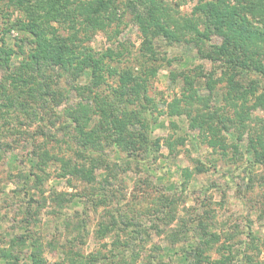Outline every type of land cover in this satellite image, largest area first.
Masks as SVG:
<instances>
[{"label": "rangeland", "instance_id": "374dc122", "mask_svg": "<svg viewBox=\"0 0 264 264\" xmlns=\"http://www.w3.org/2000/svg\"><path fill=\"white\" fill-rule=\"evenodd\" d=\"M69 1V8L77 2ZM162 1L178 22V37L146 40L126 0H116L119 19H113L106 31H90V39H84L96 54H109L96 93L117 108L116 115L123 109L116 107L117 96L125 90L122 82L132 76L144 80V89L137 95L125 93L121 104L136 118L123 130H146V150L140 147L142 151L130 155L125 151L132 148L130 142L131 147L109 143L100 160L103 167L94 169L92 184L61 176L58 159H42L47 161L42 170L34 167L42 161L40 152L77 161L69 113L80 104L95 105V94L81 89L89 83L87 75L75 78L47 68L44 79L51 82L56 98L46 96L48 103L43 106L29 102L27 109L0 110V254L9 251L19 256V263L32 264L23 260L26 246L12 245L13 239L27 232L40 244L44 264L57 263L67 250L83 256L107 254L98 264H118L121 254L126 260L137 256L134 264L158 259L185 264L179 249L204 234L209 242L200 264H224V258H228L225 264H264V163L254 159L252 149L245 151L250 137L264 134V108L257 102L264 76L251 72L239 76L233 87L228 85L225 65L209 55L221 37L212 34L202 52L193 32L181 30V23L194 17L198 1ZM16 19L28 21L23 9L10 0L1 1L0 45L3 39L14 52L9 67L0 68V85L12 98L16 94L8 90L9 74L28 60L35 44L30 33L6 31ZM80 21L75 25L79 27ZM43 25L62 37L74 30L68 29L67 21L51 18ZM237 83L242 85V95L250 92L244 118L240 114L246 108L236 96ZM77 85L80 88L75 89ZM91 117L94 123L96 115ZM238 134L241 141L236 140ZM236 143L241 156L235 152ZM112 220L121 231L108 230L103 236L102 223ZM211 235L216 239L210 240ZM0 264H6L2 256Z\"/></svg>", "mask_w": 264, "mask_h": 264}, {"label": "trees", "instance_id": "16d2710c", "mask_svg": "<svg viewBox=\"0 0 264 264\" xmlns=\"http://www.w3.org/2000/svg\"><path fill=\"white\" fill-rule=\"evenodd\" d=\"M10 1L15 8L23 9L28 21L16 19L13 24L7 26L6 31L15 28L30 33L35 44L29 52L28 60L22 62L16 73L9 74L8 80L11 83L8 87L11 88L8 90L16 96L14 98L10 97L4 85H0V101L3 100V102H0L2 104L0 110H4L8 106L16 107L18 110L27 109L29 108V102L43 106L48 103L46 96L56 98L51 82H46L44 79L49 71L47 68L72 73L75 78L87 75L89 83L82 86L81 89H86L87 92L95 94V105H91V103L80 104L79 108H75L69 113L71 119L68 126L73 127L74 138H76L78 147L77 161L63 157H52V154L47 152H40V159H58L61 165V176H75L83 182L92 184L95 182L94 169L103 167V162L101 163L100 160L103 157L104 147L109 143L120 147H131L127 144V142H130L132 148L125 150L130 155L142 151L139 150L140 147L146 150L148 148L146 130H123V128H127V124L134 122L136 118L133 117V113L126 110L127 105L121 104L125 103L123 97V95H126L125 93L137 95L141 87L144 89V80L133 76L132 78L126 77L127 80L122 82L125 90L117 96L119 102L117 101L116 104V107L121 106L123 109L120 115H116L114 111L117 108H111L106 99L96 93V88L104 81L105 72L108 69L105 60L109 54L106 52L96 54L88 44L84 43V39L86 41L90 39V31H106L113 19H119L120 14L115 11L116 0H77L71 8H69L71 5L69 0H44L45 4L37 2L34 4L30 0ZM197 1L193 8L194 17L184 20L183 24L181 23V30L183 32H193L195 45L202 52L204 47L208 46L207 43L212 34L221 37V43L211 46L209 55L213 60L218 59L225 65L224 74L228 85L233 87L239 76L243 77L251 72L260 75L259 78L264 76V0ZM126 4L134 14V20L141 27L140 29L144 32L146 40H151V38L159 35L168 39L178 37V22L162 0H126ZM50 18L63 23L67 21L68 29L74 30L66 37L56 36L54 35V28L47 29L43 25V22L48 21ZM77 19L81 20L79 27L75 25L78 23ZM1 41L0 68H8L10 64L9 57L14 50L6 46L3 39ZM148 49L153 53L151 45ZM130 79L134 80L133 83H130ZM78 87L80 88L79 85L74 86L75 89ZM237 87L238 94L236 96L242 98V105L246 108V112L242 110L240 114V117L244 118L248 115L249 106L246 103L250 92H245L242 95V92L239 91L242 85L237 83ZM237 97L234 98L237 99ZM57 101H55L56 104L59 103V100ZM257 102L264 108V87L263 92L257 98ZM91 113L96 115L94 123H91L93 119ZM117 135L120 137H117ZM210 135L213 138L214 135L212 133ZM125 136L126 138H124ZM236 140L241 141L242 134H238ZM135 143H138L137 146H135ZM211 143L214 145V141H211ZM238 147V143H236L234 145L235 152L237 156H241L242 152ZM251 149L255 153L254 159L264 163V151H261V149H264V134L257 139H251L250 137L245 151L249 152ZM256 149H260V151ZM46 163L47 161L43 160L36 161L34 167L42 170ZM24 176L26 178L25 174ZM34 176L36 179L39 178L38 173H35ZM106 183H109L107 179ZM98 200L104 203L103 199L99 198ZM136 226L139 227L138 233L140 234L142 228L138 224ZM185 226L182 227L184 231L187 230ZM201 229H204L203 225ZM108 230L119 234L118 231H121V228H119L116 220H112L111 223H102L100 227L103 236L108 233ZM204 236L202 234V236L196 237L192 243L190 242L189 246H182L179 249L178 255L182 257L185 264H200L201 260L204 261L202 256L203 247L209 242V237L205 238ZM134 237L136 236H131L130 239H134ZM211 237L210 240L216 239L215 235H211ZM34 239L25 232L13 239L12 245L27 247V253L23 255V260H30L32 264H44L45 260L41 257L40 244ZM117 240L119 239H115L113 242H117ZM117 245L119 244L117 243ZM63 253V257L55 264H98L99 261L108 258L107 254L102 253L88 256L73 253L69 250L63 251ZM116 254L119 255V253ZM116 254L111 253L113 256ZM0 256L6 260V264H26V262L19 263V256L17 254L13 255L9 251L3 252ZM120 258L118 264H134L137 256L132 260H126L124 255L121 254ZM224 259H226L223 261L225 264L228 258ZM148 264L170 263L158 259L154 262L149 260Z\"/></svg>", "mask_w": 264, "mask_h": 264}]
</instances>
